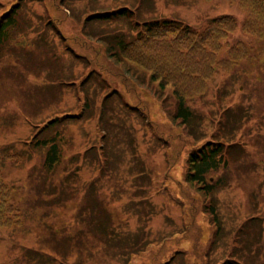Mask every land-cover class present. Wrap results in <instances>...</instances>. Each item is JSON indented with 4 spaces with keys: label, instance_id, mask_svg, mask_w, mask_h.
<instances>
[{
    "label": "rangeland",
    "instance_id": "obj_1",
    "mask_svg": "<svg viewBox=\"0 0 264 264\" xmlns=\"http://www.w3.org/2000/svg\"><path fill=\"white\" fill-rule=\"evenodd\" d=\"M18 1L19 26L0 51V172L14 187L22 223L0 226V264H120L80 232L81 222L69 223L65 214L85 203L113 208L132 235L123 245L141 238L148 243L129 264H163L175 256L171 264H220L230 257L239 227L249 222L248 240L264 244L263 60L255 56L218 73L188 101L199 119L195 137L173 119V88L161 91L149 72L115 64L96 38L133 36L136 20L152 18L201 30L229 14L239 23L230 43L254 45L257 40L242 29L246 13L238 0H0V18ZM124 6L134 11L131 20L86 23L89 15ZM91 100L96 107L90 115L44 129ZM56 131L62 158L52 181L44 169L48 148L33 140ZM215 133L232 148L230 166L217 174L224 173L228 184L215 195L223 231L212 245L209 197L185 174L191 150ZM258 252L264 260V245Z\"/></svg>",
    "mask_w": 264,
    "mask_h": 264
},
{
    "label": "trees",
    "instance_id": "obj_2",
    "mask_svg": "<svg viewBox=\"0 0 264 264\" xmlns=\"http://www.w3.org/2000/svg\"><path fill=\"white\" fill-rule=\"evenodd\" d=\"M238 2L246 13L242 29L257 40L254 45L251 43L249 45L242 40L230 43L229 38L239 28V23L233 15L229 14L211 19L201 30L179 20L152 18L136 20L134 22L136 34L133 36L102 34L97 35L96 38L104 42L106 55L115 64H130L135 67L134 71L140 70L144 74L149 72L150 80L158 82L161 91L171 86L176 98L173 119L179 121L186 127L189 134L196 137L195 124L199 121L198 114L188 105V101L201 96L206 91L209 80L215 75L233 69L242 60L256 56L264 62V0H238ZM21 8L22 2L18 1L0 18V51L3 42L9 38L10 30L19 26ZM133 14L132 9L124 6L89 15L86 23L131 20ZM85 31H87L86 26ZM94 74L97 72L90 74V79ZM113 93L117 94V90ZM94 107H96L94 101L91 100V103L87 101L80 113L52 118L46 123L44 129L46 130L49 124L55 127L64 119L78 120L82 115H90ZM100 108L102 114L103 102ZM103 130L107 132V129ZM57 133L56 131L51 137L44 136L33 140L37 147L48 148L44 159V169L52 181L55 180L54 173L62 158L58 141L60 137ZM231 148V144L221 141L219 133H215L209 140L192 149L187 157L186 182L196 184L199 191L209 197L208 203L205 204V212L210 215L215 227L212 245L216 242L214 239L221 236L223 231L215 195L219 189L228 184L224 173L218 176L217 174L230 166L228 154ZM94 149L97 148L91 147V150ZM103 160L107 161L105 155ZM13 192L14 187L6 183L0 172L1 227L13 228L22 223L21 206L13 203ZM94 207H97L99 216H96ZM72 210L65 214L69 223L74 220L81 222L83 228L80 232L99 241L104 246V250L110 253L111 258H121L120 264H129L135 256L145 251L148 243H145L144 238L133 239L123 245L122 239L132 235L128 229L121 228V219L115 215L113 208L108 207L107 203L95 206L85 203ZM258 221L263 222V219H255V222ZM248 224L244 223L242 227H239L236 245L230 257L220 264H264V260L259 259L258 252L264 244L257 238L255 241L248 240ZM100 244L95 243L93 248L101 253ZM179 254L183 252L176 253V255ZM175 257L163 264L173 263Z\"/></svg>",
    "mask_w": 264,
    "mask_h": 264
}]
</instances>
